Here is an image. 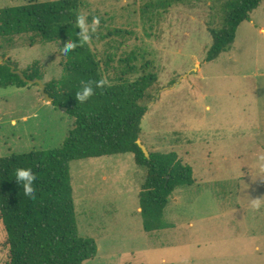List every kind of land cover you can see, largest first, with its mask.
<instances>
[{
    "label": "rangeland",
    "instance_id": "374dc122",
    "mask_svg": "<svg viewBox=\"0 0 264 264\" xmlns=\"http://www.w3.org/2000/svg\"><path fill=\"white\" fill-rule=\"evenodd\" d=\"M46 1L55 0H0V8ZM81 1V15L99 18L88 41L98 57L134 53L139 72L131 80L156 75L139 140L148 152L176 153L194 181L169 196L168 228L146 233L138 210L146 170L133 155L71 162L79 234L98 249L83 264H264V0L211 62L215 0L167 8L156 0ZM1 44L0 56L17 70L36 63L45 84L63 76L58 43L31 46L27 35L13 48ZM72 128L38 86L0 89V158L58 148ZM5 243L0 219V264L9 263Z\"/></svg>",
    "mask_w": 264,
    "mask_h": 264
},
{
    "label": "trees",
    "instance_id": "16d2710c",
    "mask_svg": "<svg viewBox=\"0 0 264 264\" xmlns=\"http://www.w3.org/2000/svg\"><path fill=\"white\" fill-rule=\"evenodd\" d=\"M156 1L158 6L167 8L200 0ZM215 1L221 13L220 26L210 31L212 43L205 57L207 62L230 49L237 28L250 21L263 0ZM154 5L151 3L150 7ZM84 8L81 0L28 2L0 8V50L1 43L13 48L18 38L27 35L31 46L38 42L58 43L62 48L68 39L75 42L79 31L75 21ZM92 20L89 16L88 21ZM136 61L134 53L117 57L109 52L98 57L88 41L80 42L64 56L63 76L45 84L51 105L73 119V128L58 148L0 158V219L6 232L8 264H83L95 258V240L82 237L78 230L70 175L73 161L133 155L136 166L146 170L139 193L143 230L153 233L168 228L164 215L169 196L177 188L193 184L192 169L182 164L174 152H149L146 158L137 145L141 120L147 103L153 99L151 91L157 78L151 72H143L139 79L131 80L139 72ZM6 62L0 64V89L26 87L28 84L11 71L12 64ZM35 64L22 73L29 80H42ZM101 80L104 85L95 88L86 103L76 101L75 93L85 84L92 82L94 86ZM18 168H31L37 177L34 199L26 198L16 185Z\"/></svg>",
    "mask_w": 264,
    "mask_h": 264
},
{
    "label": "clouds",
    "instance_id": "9594fccd",
    "mask_svg": "<svg viewBox=\"0 0 264 264\" xmlns=\"http://www.w3.org/2000/svg\"><path fill=\"white\" fill-rule=\"evenodd\" d=\"M76 28L79 30L76 33L77 40L74 42L72 39H68V42L59 51L63 56H67L69 53L75 50L80 42L89 41L92 36L91 33L95 32L96 27L99 26V18L92 21L89 25L87 17L85 15H79L76 18ZM104 81H97L93 86L92 82L85 84L80 91L75 93V99L79 103H86L95 92V88H100L104 85ZM37 177L33 174L31 168H18L15 171V183L22 189L24 195L28 199H34L36 196L34 185L36 184Z\"/></svg>",
    "mask_w": 264,
    "mask_h": 264
},
{
    "label": "water",
    "instance_id": "95a60500",
    "mask_svg": "<svg viewBox=\"0 0 264 264\" xmlns=\"http://www.w3.org/2000/svg\"><path fill=\"white\" fill-rule=\"evenodd\" d=\"M0 64L1 65H5L7 64L6 61L3 60V58L0 56ZM10 66V69L13 73L17 74L20 79L22 81H24L25 83H27L28 85H36L39 87L40 91H41V95L43 96V98L49 102L51 104L52 102V98L50 97V95L46 92V85L45 83H43L42 80L40 79H34V80H29L27 79L23 73L17 69H15V67L13 65H9ZM137 145L139 146V148L142 150L143 154L145 155L146 158H149V152L148 150L146 149V147L141 143L140 140H137Z\"/></svg>",
    "mask_w": 264,
    "mask_h": 264
},
{
    "label": "crops",
    "instance_id": "0c3cea01",
    "mask_svg": "<svg viewBox=\"0 0 264 264\" xmlns=\"http://www.w3.org/2000/svg\"><path fill=\"white\" fill-rule=\"evenodd\" d=\"M262 31V30H261ZM138 210L140 211V208H138Z\"/></svg>",
    "mask_w": 264,
    "mask_h": 264
}]
</instances>
